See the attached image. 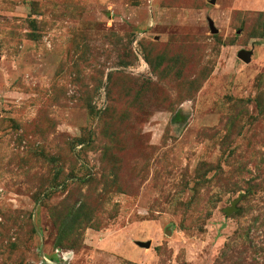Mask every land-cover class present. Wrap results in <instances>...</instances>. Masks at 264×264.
Instances as JSON below:
<instances>
[{
  "label": "rangeland",
  "instance_id": "obj_1",
  "mask_svg": "<svg viewBox=\"0 0 264 264\" xmlns=\"http://www.w3.org/2000/svg\"><path fill=\"white\" fill-rule=\"evenodd\" d=\"M246 1L0 0V264H264Z\"/></svg>",
  "mask_w": 264,
  "mask_h": 264
},
{
  "label": "water",
  "instance_id": "obj_2",
  "mask_svg": "<svg viewBox=\"0 0 264 264\" xmlns=\"http://www.w3.org/2000/svg\"><path fill=\"white\" fill-rule=\"evenodd\" d=\"M239 59H241L243 62L245 63H249L251 60V53H245V52H241L238 55Z\"/></svg>",
  "mask_w": 264,
  "mask_h": 264
},
{
  "label": "crops",
  "instance_id": "obj_3",
  "mask_svg": "<svg viewBox=\"0 0 264 264\" xmlns=\"http://www.w3.org/2000/svg\"><path fill=\"white\" fill-rule=\"evenodd\" d=\"M249 1H252V2H254V0H248V1H246V2H249ZM244 3H245V2H244ZM259 7H262V8H264V5H261V6L255 7V8H259ZM249 8H251V7H249Z\"/></svg>",
  "mask_w": 264,
  "mask_h": 264
}]
</instances>
